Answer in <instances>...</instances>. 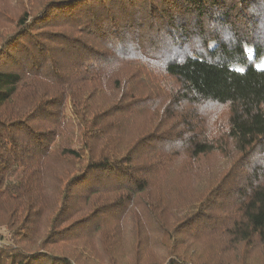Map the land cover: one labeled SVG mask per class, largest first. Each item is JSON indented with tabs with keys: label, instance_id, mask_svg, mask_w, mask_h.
<instances>
[{
	"label": "trees",
	"instance_id": "1",
	"mask_svg": "<svg viewBox=\"0 0 264 264\" xmlns=\"http://www.w3.org/2000/svg\"><path fill=\"white\" fill-rule=\"evenodd\" d=\"M119 58L160 68L191 104L228 105V138L264 156V70L253 65L264 59V0H48L0 43V203L11 204H0L8 215L0 264H102L90 239L123 220L114 213L136 212L161 171L165 154H144L143 138L122 135L130 105L152 102L101 106L82 90L104 93L102 74ZM186 143L195 155L211 150L206 140ZM260 161L246 178L241 217L230 221L239 242L264 244ZM173 247L165 264H192ZM115 252L105 264L125 263Z\"/></svg>",
	"mask_w": 264,
	"mask_h": 264
},
{
	"label": "rangeland",
	"instance_id": "2",
	"mask_svg": "<svg viewBox=\"0 0 264 264\" xmlns=\"http://www.w3.org/2000/svg\"><path fill=\"white\" fill-rule=\"evenodd\" d=\"M47 1L0 0V43L23 13L38 12ZM170 32L168 39L176 40V34ZM119 61L110 63L102 74L104 93H97L95 87H83L85 97L90 95L87 102L98 100L99 105L108 106L119 98L120 102H130L132 96L138 102H152L149 106L130 105L131 111L128 109L123 117L128 132L122 135L143 138L149 146L144 147V154L155 149L159 155L165 154L166 162L156 174L162 176L151 177L148 189L137 197L136 212L132 209L126 214L114 213L123 220L118 224L108 222L90 239L92 255L102 264L113 251L114 258H123L124 264H165L171 245L175 254L192 264L264 262V244L256 238L239 242L229 229L230 221L241 217L249 185L246 178L257 165L256 159L264 165L259 149L243 154L228 138L230 107L210 101L191 104L181 98V85L160 68L148 64L135 68L127 64L126 58ZM253 65L264 70V59ZM190 138L209 141L211 150L195 155L186 143ZM144 160V164L159 166L154 159ZM259 167L262 166L256 167V172ZM231 180L238 181V186ZM0 204L11 206L8 201ZM7 219V214L0 213V222ZM107 220L111 218L103 221ZM222 223L226 225L224 229ZM0 237V244L6 242L5 228L0 229Z\"/></svg>",
	"mask_w": 264,
	"mask_h": 264
}]
</instances>
